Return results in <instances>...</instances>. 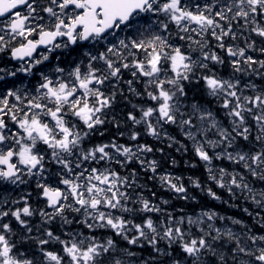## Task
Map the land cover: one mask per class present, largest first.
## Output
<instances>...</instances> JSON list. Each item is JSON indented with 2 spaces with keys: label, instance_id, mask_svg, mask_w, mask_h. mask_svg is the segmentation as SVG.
<instances>
[{
  "label": "snow or ice",
  "instance_id": "snow-or-ice-1",
  "mask_svg": "<svg viewBox=\"0 0 264 264\" xmlns=\"http://www.w3.org/2000/svg\"><path fill=\"white\" fill-rule=\"evenodd\" d=\"M0 264H264V0H0Z\"/></svg>",
  "mask_w": 264,
  "mask_h": 264
}]
</instances>
